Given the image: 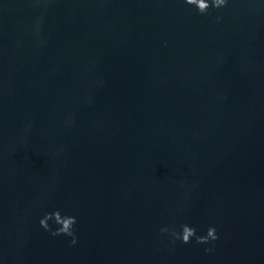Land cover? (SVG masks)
<instances>
[{
    "label": "water",
    "instance_id": "water-1",
    "mask_svg": "<svg viewBox=\"0 0 264 264\" xmlns=\"http://www.w3.org/2000/svg\"><path fill=\"white\" fill-rule=\"evenodd\" d=\"M0 264H264V0H0Z\"/></svg>",
    "mask_w": 264,
    "mask_h": 264
},
{
    "label": "clouds",
    "instance_id": "clouds-1",
    "mask_svg": "<svg viewBox=\"0 0 264 264\" xmlns=\"http://www.w3.org/2000/svg\"><path fill=\"white\" fill-rule=\"evenodd\" d=\"M185 3L195 6L200 14H208L210 8L220 9L221 7H226L228 0H185ZM49 221H53L58 227L53 228ZM77 223L78 221L75 216L64 215L60 210L47 213L40 221L42 227L53 236L66 235L72 237L71 243L73 245L77 243L75 233V225ZM181 227L182 231L165 227L161 229V232L171 235L173 243L176 240H180L184 244H189L195 238L197 244H209L219 239L217 229L214 226L208 228L206 235H199L196 228L188 224H183ZM212 250V248L205 249L207 252H211Z\"/></svg>",
    "mask_w": 264,
    "mask_h": 264
}]
</instances>
